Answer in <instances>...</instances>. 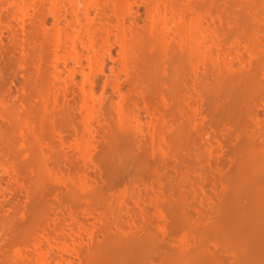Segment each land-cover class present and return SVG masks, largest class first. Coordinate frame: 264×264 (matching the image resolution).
<instances>
[{"label": "rangeland", "instance_id": "1", "mask_svg": "<svg viewBox=\"0 0 264 264\" xmlns=\"http://www.w3.org/2000/svg\"><path fill=\"white\" fill-rule=\"evenodd\" d=\"M24 1L0 0V264H264V0Z\"/></svg>", "mask_w": 264, "mask_h": 264}, {"label": "bare ground", "instance_id": "2", "mask_svg": "<svg viewBox=\"0 0 264 264\" xmlns=\"http://www.w3.org/2000/svg\"><path fill=\"white\" fill-rule=\"evenodd\" d=\"M74 6H75V8H76V6H77V4H78V0H69ZM24 0H16V3L18 4V6H22L23 4H24ZM54 2V6L56 7V5H57V1H53ZM88 7H89V4H86L85 5V14L87 15L88 14ZM77 9V8H76ZM78 10V9H77ZM150 11V10H149ZM55 15H57V13H56V11H55ZM152 19L151 20H153L154 21V19L156 18L155 16H156V14L153 12H150V15H149ZM57 17V16H56ZM158 17L159 18H156V19H159L160 21L162 20V22L164 23V20L163 19H161V16L158 14ZM181 19H180V21H179V23L177 24V26H176V29L177 30H179L180 32H181V34H183L184 36H185V39H186V41H184L186 44H188L187 46H191V49L189 50L188 49V51H189V56H190V62H191V65H192V67H193V63H194V56H196V54H195V52H196V49L199 47H196L195 46V43H196V38H197V36H196V32H195V30H196V25H195V23H193V22H186L185 20H184V18H182V17H180ZM166 21V20H165ZM194 21V20H193ZM167 22V21H166ZM160 23V22H159ZM161 23L162 25H163V27L165 26V24L166 23ZM153 24H154V26H155V23L153 22ZM86 30V32L90 35V42L91 43H89L88 42V44L87 45H84L86 48H89L90 46L92 47H94L95 46V44H96V42L93 40V38H91V36H93L94 35V32L92 33V28L90 29V27L89 26H87L86 28H85ZM122 29V30H121ZM122 32H121V31ZM120 30H119V32L118 33H120V35L119 34H117L118 35V37L120 38V40H121V44H120V46H121V48H122V50H123V53H122V55H121V60H122V66H123V64H124V60L126 59L125 57H126V49H127V44H126V41H125V37H126V35H125V33L123 32V28H120ZM52 33H53V39H54V52L55 53H57V58H58V61H63L64 63H66L67 62V60L69 59V58H73V59H75V60H77V63L80 65V66H82L81 65V55H79L78 54V52H77V45H76V41H75V39H73L72 38V40H71V43L69 44V50L66 52V53H62L61 52V43H63V42H65V39L63 40V37H62V35H61V30H59L58 28H55L53 31H52ZM66 37H70L71 36V34L69 33V32H66ZM68 34H70V35H68ZM92 34V35H91ZM182 36V35H181ZM185 39H183V40H185ZM93 40V41H92ZM198 42V41H197ZM95 43V44H94ZM198 44V43H197ZM113 46H114V43L109 39V37L108 36H105L104 38H103V40H102V42H100V44H98V48H102L106 53H108L109 54V57H110V59L113 61V60H115L116 59V57L117 56H115V55H113L112 54V48H113ZM89 62H90V64L93 66V67H95L96 68V70L99 72V73H103L104 72V70H105V64H106V62H105V59L102 57V58H99V59H95V60H92L90 57H89ZM125 65V64H124ZM57 67H59V66H57ZM80 72H82L83 74H85V72H84V68L82 67H80ZM124 72H127L128 73V71H127V69H126V67L125 66H123V69H122ZM130 72V71H129ZM114 78L115 79H113L114 81H112L111 82V85H112V87L114 88V90L115 89H119V84L116 82V80L121 76L120 75V73H118V72H116V75H115V73H114ZM86 77V76H85ZM94 79V78H93ZM92 78H88L87 80H89L88 81V84H89V86L88 87H90L91 85L90 84H92L93 82H94V80H93ZM93 85V84H92ZM89 89V90H88ZM84 90V89H83ZM93 101H94V93H93V88H92V86H91V88H87V91H85L84 90V99H83V102L85 103V105L86 106H84L83 105V108L85 107V115H86V120H87V122H86V124H85V126L87 125L88 127H89V130L87 131L86 130V128L87 127H85L84 129H85V132L86 133H90V128H91V125H93L91 122V117H92V114H93ZM121 103V102H120ZM118 104L117 103V105H118V111H119V120L121 121V122H119L120 124L124 121V119L125 118H127L126 117V114H125V112H124V110H123V105L122 104ZM122 105V106H121ZM93 108V109H92ZM92 110V111H91ZM127 113V112H126ZM126 120V119H125ZM91 121V122H90ZM123 124V123H122ZM121 124V125H122ZM163 124V123H162ZM124 125H126V124H124ZM164 125H166V124H163V129H164ZM120 128H123V126L122 127H120ZM127 128V127H126ZM123 129H125V128H123ZM156 129H157V127H156ZM156 129H155V131H156ZM168 130V129H167ZM127 131V130H126ZM163 132V131H162ZM162 135V134H161ZM86 137V136H85ZM162 137V136H161ZM60 139H61V137H60ZM83 140H84V138H82ZM82 140V141H83ZM87 140V139H86ZM85 140V141H86ZM85 141H83V142H85ZM83 142H80V143H83ZM87 143V142H86ZM168 143V142H167ZM84 145H85V143H83ZM83 144H80L81 145V148H83L82 147V145ZM64 145V144H63ZM79 145V146H80ZM85 148H86V145H85ZM64 177V176H63ZM70 177V176H69ZM64 179V178H63ZM68 181H69V179H68ZM64 182V181H63ZM65 182H66V180H65ZM169 182V181H168ZM67 183V182H66ZM167 184V183H166ZM172 186V185H171ZM169 188V187H168ZM262 196H264V195H262ZM163 198V197H162ZM168 198V197H167ZM264 198V197H263ZM161 200H163V199H161ZM167 200V199H166ZM175 200V199H174ZM177 200V199H176ZM175 200V201H176ZM168 201V200H167ZM166 201V202H167ZM178 201V200H177ZM162 202V201H161ZM163 205H165V204H163ZM172 205V204H171ZM249 206V205H248ZM248 206H247V208H248ZM163 207V206H162ZM161 207V208H162ZM257 208V207H256ZM164 210H167L165 207H164V209L162 210V211H164ZM168 210H172V209H170L169 207H168ZM167 210V211H168ZM181 210V209H180ZM249 210V209H248ZM253 210H254V208H253ZM264 210V209H263ZM176 211V210H175ZM165 213V212H164ZM173 212L171 211V214H172ZM257 213V212H256ZM256 213H255V215H256ZM259 213H260V211H259ZM167 214H169L168 212H167ZM166 214V215H167ZM174 214V213H173ZM248 214V213H247ZM249 215V214H248ZM247 216V215H246ZM250 216V215H249ZM166 216H164V218H165ZM247 218V217H246ZM167 219H168V217H167ZM167 219H165L166 221H168L169 222V220H167ZM170 221H173L172 220V217L170 216ZM164 220V219H163ZM250 221V220H249ZM252 221V220H251ZM256 221V220H255ZM257 221H258V219H257ZM176 222V221H175ZM264 222V221H263ZM167 223V222H166ZM171 222H169V224H170ZM261 223V222H260ZM164 224V223H163ZM251 224V223H250ZM249 224V225H250ZM254 224V223H253ZM262 224V223H261ZM167 225V224H166ZM173 228L171 229L169 226V230L170 231H172L173 229H176L173 225H172V223L170 224ZM176 225H177V223H176ZM179 225V224H178ZM177 225V226H178ZM247 226V225H246ZM254 226V225H253ZM252 226V227H253ZM167 227V226H166ZM247 229H249V228H247ZM254 229H255V227H254ZM178 230V229H177ZM258 230V229H257ZM255 231V232H258V231ZM166 231V230H165ZM174 231V230H173ZM176 231V230H175ZM179 231V230H178ZM248 231V230H247ZM152 234V233H151ZM259 234V233H258ZM45 235V234H44ZM172 236V235H171ZM50 237V236H49ZM151 237H152V235H151ZM154 237V236H153ZM152 237V238H153ZM151 238V239H152ZM262 240H264V239H262ZM262 241L260 240V243H261ZM40 243V242H39ZM258 244H259V242H258ZM141 245H143V244H141ZM252 245H254V244H252ZM260 245V244H259ZM262 245V244H261ZM148 246H150V244H148ZM147 246V247H148ZM263 246H264V244H263ZM144 247V246H143ZM151 248V247H150ZM127 250V249H126ZM260 250V249H259ZM244 252V251H243ZM249 252V251H248ZM256 252V251H255ZM259 252V251H258ZM257 252V253H258ZM123 253V252H122ZM125 254H126V251H125ZM250 254V253H249ZM253 255V254H252ZM132 256V255H131ZM127 257V256H126ZM134 258V257H133ZM239 259V258H238ZM129 260H130V258H129ZM112 261V260H111ZM122 261V260H121ZM121 261H120V263H121ZM127 261V260H126ZM132 261H134L133 259H132ZM242 261V260H241ZM113 262V261H112ZM123 263H124V261H122ZM130 262V261H129ZM137 262V261H136ZM135 261H134V263H136ZM262 262V261H261ZM260 262V263H261ZM109 263H111V262H109ZM128 262H125V264H127ZM237 263H238V261H237ZM257 262H255V264H256ZM111 264H113V263H111ZM130 264V263H129ZM150 264H155V262L154 263H150ZM160 264V263H159ZM258 264V263H257Z\"/></svg>", "mask_w": 264, "mask_h": 264}]
</instances>
